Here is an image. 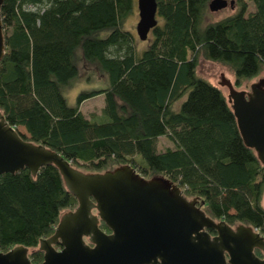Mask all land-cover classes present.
<instances>
[{"label": "trees", "instance_id": "16d2710c", "mask_svg": "<svg viewBox=\"0 0 264 264\" xmlns=\"http://www.w3.org/2000/svg\"><path fill=\"white\" fill-rule=\"evenodd\" d=\"M209 1L156 0L157 23L139 52L126 24L136 0H3L0 110L25 128L23 138L79 169L128 163L145 177L163 174L202 199L211 217L264 235V166L220 86L197 73L200 55L228 65L235 86L264 70V0H252L250 11L237 0L234 12L205 22ZM80 61L105 72L109 84L80 90L68 105L62 90ZM97 94L102 118L88 117L80 104ZM160 135L175 146L158 150ZM77 203L54 164L34 177L28 166L0 173V250L23 244L40 264L39 237Z\"/></svg>", "mask_w": 264, "mask_h": 264}, {"label": "water", "instance_id": "95a60500", "mask_svg": "<svg viewBox=\"0 0 264 264\" xmlns=\"http://www.w3.org/2000/svg\"><path fill=\"white\" fill-rule=\"evenodd\" d=\"M136 4L135 29L144 40L157 23V2ZM226 4L210 0L208 7L217 10ZM4 52L0 13V59ZM219 84L228 87L226 97L244 142L264 166V76L251 82L250 90L225 77ZM46 164L57 166L78 203L61 213L49 236L39 237L40 264H264L253 251L254 247L264 251V235L252 225L216 220L202 208V199L185 196L160 173L145 177L128 163L103 171L79 169L60 152L23 138L0 110V173L28 166L34 177ZM101 220L110 232L100 227ZM207 228L217 234L211 237ZM29 251L23 244L0 250V264H32Z\"/></svg>", "mask_w": 264, "mask_h": 264}, {"label": "rangeland", "instance_id": "374dc122", "mask_svg": "<svg viewBox=\"0 0 264 264\" xmlns=\"http://www.w3.org/2000/svg\"><path fill=\"white\" fill-rule=\"evenodd\" d=\"M231 0H226L227 4L220 9H210L207 8V11L204 15L205 22H209L226 15L231 14L237 8V0H233V6L230 5ZM248 4L247 11H250L254 8V3L252 0H246ZM139 19L138 8L136 6L134 13L128 18L126 24L127 27L132 31V33L136 37V45L139 52L146 48L151 39L150 34L144 40L139 39L136 33L135 25ZM76 53H80V49L76 50ZM80 71L78 75L71 78L68 85H66L62 92L66 98V102L68 105L76 104V96L78 92L82 89H93V88H102L109 84V80L105 72H102L91 64L80 61ZM197 73L199 75L204 76L208 80L220 86L225 95L228 94V87L223 84H219V81L222 77L229 78L231 81L234 79L232 69L219 61H212L210 59L204 58L202 55L198 57L197 64ZM264 76V70L261 71L257 76L244 80L241 85L237 86L238 88H244L246 90H250V83L256 81L258 78ZM104 104V97L102 94H97L92 97L85 99L80 104V109L85 113L86 116L99 118L102 115V106ZM179 105V103H178ZM102 118V116H101ZM100 118V119H101ZM19 130L25 133V128L23 126H19ZM174 142L169 139L166 135H160L157 140V148L158 150H163L166 147H174ZM264 196V192H263ZM191 198V197H190ZM67 210V209H66ZM65 211V210H63ZM240 222H235L232 225L238 224ZM31 250V249H30Z\"/></svg>", "mask_w": 264, "mask_h": 264}, {"label": "flooded vegetation", "instance_id": "af4514ba", "mask_svg": "<svg viewBox=\"0 0 264 264\" xmlns=\"http://www.w3.org/2000/svg\"><path fill=\"white\" fill-rule=\"evenodd\" d=\"M201 206H202V205H201ZM216 220H217V219H216ZM230 225H232V224H230ZM235 225H237V224H235ZM235 225H232V226H235ZM105 231H106V232H110L111 230H110V229H106ZM207 231L210 233V236H211V237L217 234V230H216V229H213V228H207ZM253 251H254L255 255H256L258 258H260V259H263V258H264V251H263L261 248H259V247H254ZM224 254H225V258H226L227 263H228V258H229L228 252H227V251H224ZM228 264H229V263H228Z\"/></svg>", "mask_w": 264, "mask_h": 264}]
</instances>
